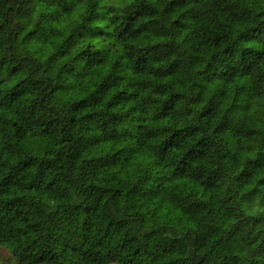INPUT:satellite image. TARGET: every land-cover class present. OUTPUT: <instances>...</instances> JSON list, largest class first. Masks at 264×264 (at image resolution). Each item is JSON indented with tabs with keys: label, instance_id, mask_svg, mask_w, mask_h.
<instances>
[{
	"label": "trees",
	"instance_id": "1",
	"mask_svg": "<svg viewBox=\"0 0 264 264\" xmlns=\"http://www.w3.org/2000/svg\"><path fill=\"white\" fill-rule=\"evenodd\" d=\"M2 249L264 264V0H0Z\"/></svg>",
	"mask_w": 264,
	"mask_h": 264
},
{
	"label": "clouds",
	"instance_id": "2",
	"mask_svg": "<svg viewBox=\"0 0 264 264\" xmlns=\"http://www.w3.org/2000/svg\"><path fill=\"white\" fill-rule=\"evenodd\" d=\"M125 4L128 5V6H135L136 5V0H125ZM122 14L123 13L116 12V11H113L112 13H110V15H115V16H120Z\"/></svg>",
	"mask_w": 264,
	"mask_h": 264
},
{
	"label": "rangeland",
	"instance_id": "3",
	"mask_svg": "<svg viewBox=\"0 0 264 264\" xmlns=\"http://www.w3.org/2000/svg\"><path fill=\"white\" fill-rule=\"evenodd\" d=\"M0 255H2V256H5V255H6V256H7L8 253H7L5 250L2 249V250L0 251Z\"/></svg>",
	"mask_w": 264,
	"mask_h": 264
}]
</instances>
